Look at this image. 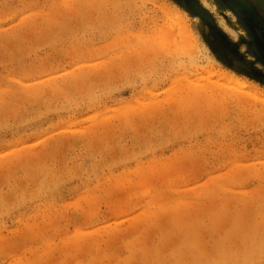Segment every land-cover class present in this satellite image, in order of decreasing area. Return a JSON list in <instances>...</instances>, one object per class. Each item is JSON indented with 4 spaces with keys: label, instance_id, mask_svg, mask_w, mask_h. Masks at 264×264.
I'll list each match as a JSON object with an SVG mask.
<instances>
[{
    "label": "rangeland",
    "instance_id": "rangeland-1",
    "mask_svg": "<svg viewBox=\"0 0 264 264\" xmlns=\"http://www.w3.org/2000/svg\"><path fill=\"white\" fill-rule=\"evenodd\" d=\"M206 1L0 0V264H264V0Z\"/></svg>",
    "mask_w": 264,
    "mask_h": 264
},
{
    "label": "bare ground",
    "instance_id": "bare-ground-1",
    "mask_svg": "<svg viewBox=\"0 0 264 264\" xmlns=\"http://www.w3.org/2000/svg\"><path fill=\"white\" fill-rule=\"evenodd\" d=\"M202 1V3H203V5H205V6H209V3L206 1V0H201ZM227 30V29H226Z\"/></svg>",
    "mask_w": 264,
    "mask_h": 264
}]
</instances>
